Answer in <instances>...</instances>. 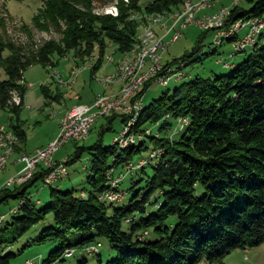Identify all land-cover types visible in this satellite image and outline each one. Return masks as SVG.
<instances>
[{
	"label": "trees",
	"instance_id": "16d2710c",
	"mask_svg": "<svg viewBox=\"0 0 264 264\" xmlns=\"http://www.w3.org/2000/svg\"><path fill=\"white\" fill-rule=\"evenodd\" d=\"M142 1L120 3L119 15L114 18L94 14L95 0H43L33 23L43 31L52 29L61 39L38 49L25 50L0 33V68L7 76L0 80V113L19 116L27 93L24 76L30 67L54 69L69 52L84 60L97 51L103 58L110 46L129 56L140 28L147 24L146 18L132 20V15L170 13L179 10L186 0H153L144 6ZM247 2H252L253 8L234 7L228 26L237 20L264 17V0ZM235 40L227 39L231 44ZM258 42L242 53L244 59L239 63H224L229 73L182 81L171 94L148 107L144 105L133 132L138 134L148 122H156L159 132L155 137L151 133L145 139L140 135L138 145L124 149L115 143L104 147L101 142L90 147L94 155L85 197L82 191L51 188L49 204L38 210L27 189L38 180L43 182L48 171L42 167L37 168L32 180L16 186L15 192L10 188L0 190V205L11 199L19 206L13 215V230L6 237L0 235V264H14L17 255L8 249L44 221L49 212L54 227L46 228L39 242H58L59 248L43 264H55L69 250L89 248L97 238L106 239L116 253L108 264H224L223 260L238 249L264 244V33ZM199 49L174 63H185L186 67L198 61L195 56ZM6 51L9 55L5 57ZM150 86L137 96L144 95ZM15 96L21 100L19 105L14 104ZM115 117L118 115L108 118ZM183 118L189 126L174 140L168 136L171 121L177 123ZM11 130L20 143L25 142L27 134L19 117ZM105 130L103 127L101 134ZM147 138L154 144L153 151L160 152L148 164L151 175L132 182L127 206L101 202L110 188L108 172L130 164L133 153L146 150ZM77 149L79 160L86 149ZM70 164L68 158L66 165ZM144 167L140 168L143 173ZM142 181L145 187L137 189ZM150 231L154 239L148 238ZM72 233L81 234L83 239L71 243ZM85 256L82 253L79 264L87 262Z\"/></svg>",
	"mask_w": 264,
	"mask_h": 264
},
{
	"label": "rangeland",
	"instance_id": "374dc122",
	"mask_svg": "<svg viewBox=\"0 0 264 264\" xmlns=\"http://www.w3.org/2000/svg\"><path fill=\"white\" fill-rule=\"evenodd\" d=\"M153 0H143L142 5H148ZM196 6L206 5L209 0H191ZM222 1L220 0H210V5L203 6L199 16L208 15L211 17L212 14L216 13L222 7ZM120 5V3H125L123 0H114L113 2H100L96 1L93 4V13L98 16L104 15L105 9L111 5ZM218 3L217 9H211L214 5ZM243 6L246 10H251L253 8L252 2H243L238 5L231 1V10L234 7ZM43 7V0H0V20L3 19V26L0 29L1 35L6 37L7 40L11 41L15 45L22 46L26 49H38L46 42L56 41L59 42L61 36L51 31H43L37 28L33 19L37 15V12ZM182 7V6H181ZM183 8L175 10L173 12H181ZM231 12V11H230ZM167 13H165L166 15ZM173 14L171 11L166 16H162V24H169L170 17ZM157 15V14H153ZM170 15V16H169ZM108 16V15H107ZM151 16V15H150ZM150 16L143 17L141 14H134L132 17L136 19L146 18L147 25L149 24ZM142 17V18H141ZM149 18V19H148ZM169 18V19H168ZM132 19V20H136ZM169 20V22L167 21ZM166 22V23H165ZM143 25L139 34H142V30L147 26ZM167 30L162 29L156 30L159 36L164 37V42L166 44L171 43V37L164 34ZM249 30L247 28L243 29L239 33V37L243 38L247 35ZM198 27H189L185 29L182 33V37L175 43L168 46L167 50L163 53L162 63L164 65L172 64L173 69L177 70V65L174 61L181 60L186 55H191L199 46L201 49L198 50V55L195 56L199 58L198 61H194L183 70V76L186 78L184 81L188 82L194 78H213L215 75H222L229 73L231 70L229 68H224V63H239L244 59L242 53H237L235 56H231L233 52V44H231L227 39H224L223 43L216 44L215 32L204 33ZM261 36L264 33V29H261ZM138 34V37L140 36ZM259 37V39L261 38ZM258 39V40H259ZM106 53L103 58L100 54L95 51L91 57L80 59L76 56L75 52H69L63 58H60L59 64L56 68H44L39 65H34L30 67L25 73V85L27 87V93L25 96V104L20 111L19 119L21 125L27 133V140L23 143V148L33 154L37 147L43 146L47 143L50 138L54 136V140L57 138L59 131L58 121L63 117L62 115L67 114L80 105L89 106L94 102V97L99 95H110L112 97L119 95L121 87L119 85L110 87L108 85L102 84V80L115 73L116 65L123 59H128V55L122 56L118 53L113 46L106 49ZM216 51V54L211 55L210 51ZM9 52L6 51L4 56H8ZM114 57L115 62L109 63L107 61L108 57ZM194 59V58H193ZM220 60L222 63H220ZM224 64V65H223ZM182 64H178V67ZM95 68H98L95 70ZM53 72V73H52ZM56 72V73H55ZM59 76H56V75ZM7 79V76L2 68H0V80ZM59 80H63L64 83H59ZM182 84L181 82L172 81L168 86H160L158 84L147 87L143 96V106H150L158 100H161L165 94H171L177 87ZM30 86V87H29ZM114 89V92H113ZM117 90V91H116ZM144 89H142L143 91ZM141 90H138V92ZM113 92V93H112ZM118 92V93H117ZM138 95V93H137ZM136 100V95L135 98ZM87 104V105H86ZM16 115L11 114L8 111H1L0 113V126L6 125L11 129L12 124L17 123ZM123 122L121 123V118ZM118 116L111 119L101 118L94 125L91 130L90 135L83 141H71L65 146L60 148L53 156L54 160L59 163L67 162L68 158H71V164L68 166V173L60 177L58 184H54L52 187L44 185L42 180H38L34 185L27 189V194L30 195L32 201L36 204L37 209H46L50 202L51 188L59 189L63 192L66 191H88L90 189L88 183V173L91 171V161L93 158V153L88 150L90 147L94 146L96 143H102L104 147L112 146L116 143V139L120 137L122 130L127 129L124 123H127V118L123 116ZM125 118V119H124ZM182 120L178 119L177 121ZM126 121V122H125ZM164 119H161L162 123ZM187 122V123H186ZM173 127L169 131L168 136L173 137L174 140H178L184 133L185 127L189 126V121L184 119L183 122L179 123L177 126L176 121H171ZM106 129L104 134H101L102 129ZM111 128L110 130L107 128ZM158 124L156 122H148L142 128L143 131L140 133H135L136 139L140 138V135L144 136L146 134H152V137L159 132ZM119 135V136H118ZM164 136V135H163ZM145 139V138H144ZM53 140V141H54ZM52 141V142H53ZM145 141L146 150L141 153L135 152L132 155L131 163L134 164L136 169L128 170L126 164H121L119 168L116 169V174L123 173L125 177L122 176L121 182L116 186V191L120 194V198L114 204L118 206H127L132 193L128 192L132 185V182H138L146 178L147 175H151V166L145 165V171L138 167V163L144 159H150L151 153H154V144L148 138ZM125 144V143H124ZM122 144V145H124ZM47 146V145H46ZM84 147L86 150L81 153L79 160L76 159L77 148ZM43 148V147H42ZM126 148V147H124ZM29 154V155H30ZM125 154V153H124ZM19 155L14 154L9 160V163L0 174V190L4 188H10L12 192H15L14 185L7 187V182L17 176V174L23 169L24 163L14 164L17 161ZM155 159H151L153 161ZM141 161V162H142ZM145 161V160H144ZM150 161V162H151ZM108 166L111 165L112 157L108 158ZM154 164V163H153ZM120 178V176L118 177ZM145 187V182L142 181L137 189H143ZM18 202L15 200H9L5 204L0 205V218L3 215L4 220H0V235L6 237L15 225V220L13 215L10 214L17 206ZM51 227H54L53 215L49 212L47 213L44 221H40L38 224L34 225L13 247L8 249L11 253L17 255L14 264H24L28 260H38L42 263H47V260L53 251L59 248V243L54 241H45L40 243L39 239L43 231ZM149 239H154L155 236L150 231L148 236ZM70 242L73 244L79 243L83 236L79 233H72L69 237ZM94 245H100L98 252L89 255L88 253L84 257L87 262L85 264H108L110 261L116 258V253L113 251L108 241L104 238H97ZM75 256L72 258H64L57 261L55 264H79L82 260V254L79 248L75 249ZM224 264H264V244L258 245L252 248H247L245 250L238 249L228 255L224 260Z\"/></svg>",
	"mask_w": 264,
	"mask_h": 264
},
{
	"label": "built area",
	"instance_id": "2783aa9c",
	"mask_svg": "<svg viewBox=\"0 0 264 264\" xmlns=\"http://www.w3.org/2000/svg\"><path fill=\"white\" fill-rule=\"evenodd\" d=\"M234 1L235 5L246 2L247 0H231ZM203 6H211L210 0L207 5ZM231 8L224 7L218 10L216 13L212 14L211 17L208 15L199 16L198 9H193V20L187 21V23H182V29L180 31L175 32H165L164 34H168V37H171V44L175 43L182 37V32L189 27H198L202 31H212L215 32V41H219L220 37H223L230 32L232 29L238 30L237 24H232L228 26L229 16L231 14ZM177 15L176 17H179ZM256 29H264V17L257 18L254 21L247 23L248 37H243L236 45H233V53L244 52L246 51L247 44H251V34ZM159 34H147V38L141 39L144 41V56L143 59H138L137 65H143L145 67V76L139 82V84L134 86V89L127 90V96L124 97L123 100H117L114 102H106V99H101L100 97H96L92 105L82 106L80 105L77 111H74L73 115H63L59 122V133L57 138L49 143L47 146L43 148L37 149L33 154L30 155H22L21 159L18 163H24L23 169L17 174L16 177L7 182V187L11 186H20L23 185L30 180L33 179L34 175H30V166L38 165V170L40 167L44 168L48 171L46 176L43 179V184L48 185V183L52 180V175L58 174H67L68 166L65 163H59L55 161L53 158L54 154L63 146L71 141H80L87 138L94 125L101 118H108L113 115L120 116H128V123H124L127 125L130 123V113L137 112L141 108V104H143V96H137V89H144L147 85H160L166 86L168 85L169 80L174 79H183V70H178L177 64V75L176 76H168V68H174L173 65H164L162 63V58H154V50L157 48V44L154 46H147V39H152V36H158ZM159 44H164V52L168 48V44L165 42H159ZM235 56V54H233ZM112 56L107 58V61L110 63ZM119 68H122V61L119 64ZM133 69V68H132ZM118 74V73H117ZM116 74V75H117ZM56 76H59L58 74ZM59 83H64L63 80H59ZM117 91V90H116ZM128 94H136V101L128 102ZM185 118L177 121V126L179 123L183 122ZM1 138H9V148L6 151L4 156L16 153L17 149V140H20L19 137L14 133V131H9V128L5 125L4 128L1 129L0 132V141ZM157 152L158 151H153ZM4 156L0 155V174L4 172L7 165L4 163ZM142 161V160H141ZM140 161V162H141ZM139 162V163H140ZM138 163V164H139ZM128 170L136 169L134 164H130L127 166ZM116 171L110 170L108 172L107 180L112 182H117L118 177L123 173H115ZM82 197H85V193H81ZM120 197H111L106 196V191L103 193V203L114 204L117 202ZM18 205L11 210L10 214H17ZM4 219L3 215L0 220ZM100 245H92L88 247H94L95 250H99ZM87 248V247H86ZM80 250L81 253H85V249ZM76 251L69 252L65 254V258H72L75 256ZM26 263V261H25ZM24 263V264H25Z\"/></svg>",
	"mask_w": 264,
	"mask_h": 264
},
{
	"label": "bare ground",
	"instance_id": "6f19581e",
	"mask_svg": "<svg viewBox=\"0 0 264 264\" xmlns=\"http://www.w3.org/2000/svg\"><path fill=\"white\" fill-rule=\"evenodd\" d=\"M125 3H128L129 0H123ZM211 3V2H210ZM207 5V4H206ZM212 6V5H211ZM208 7V6H206ZM183 10L181 12H172L173 14H171V21L169 24H162V16H166L165 13L164 14H157V15H151L150 20L148 21L149 24H145L147 25L142 31V34L138 37L137 42L135 43L134 47L132 48L128 59H123L122 61V68H119V64L121 63V61L119 63H117L116 65V71L114 74L109 75L107 77H105L102 80V84L104 85H108L110 87L113 86H117L119 85V87H121V91L119 93V95H116L114 97L110 96V95H99L97 97H100L101 99H106V102H114L117 100H123L124 97L127 96V90L130 89H134V86L139 84V82H141V80L144 78L145 76V67L143 65H137L138 59H143L144 56V41H141V39L147 38V34H155L157 29H165L167 30L166 32H175V31H180L182 29V23H187V21H191L193 20V9H198V15L200 14V12L202 10H204L203 5H197L194 4L191 0H186L183 4L182 7ZM104 15H108L111 17H118L119 15V9H118V4L116 3V5H111L110 7L108 6L107 9H105V13ZM177 15H180L179 17H176ZM170 16V15H169ZM145 17V16H144ZM136 17H133V19H135ZM142 18V17H141ZM149 19V18H148ZM169 19V18H168ZM167 19V21L169 22V20ZM257 18H252V19H244V20H237L236 23L238 25V30L237 29H232L230 32H227L226 35H224L223 37H220L219 41H215L216 44H222L224 39H236L232 44L236 45L237 42H239V40H241V38L239 37V33L240 31H242L243 29L247 28V23L256 20ZM140 20V19H138ZM164 20V18H163ZM146 23V22H145ZM166 23V22H165ZM261 29H256L254 30V32H252L251 34V44H247L246 50L252 48L259 40V37L261 36ZM168 35V34H166ZM245 37H248V33ZM165 39V35L164 37L162 36H152V39H147V46H154V44H157V48H155L154 50V58H162L163 57V53H164V44H159V42H164ZM259 43V42H258ZM237 53H243V52H237ZM114 57L111 58L110 63H114ZM221 63V61H220ZM182 65L178 67V70H180L181 68L185 67V63H181ZM225 67H227V65H224ZM133 68V69H132ZM53 73V72H52ZM56 73V72H55ZM118 73V74H117ZM117 74V75H116ZM177 75V70H174L173 68H168V76H176ZM184 76L183 79H174V80H169L168 85L170 82L175 81V82H181L184 80ZM62 84V83H61ZM166 85V86H168ZM138 90H142V89H137V93L139 94L140 91L138 92ZM118 93V92H117ZM136 94H128V102H134L136 101L135 98ZM21 102L20 98L18 96L14 97V104L19 105ZM79 107L68 111L67 114L65 115H73L74 111H77ZM143 104H141V108L140 110H138L137 112H132L130 113V123L128 124L127 129L122 130V133L120 135L119 138L116 139V143L115 145H117L120 149H124V147H133L138 145V138L136 139V135L135 133H133V127L137 121V119L139 118V116L141 115V112L143 111ZM126 117L127 119V123H128V116H123ZM125 119V118H124ZM126 122V121H125ZM187 123V122H186ZM5 125L0 126V132L1 129L4 128ZM127 126V125H126ZM9 131H13L11 129H9ZM119 136V135H118ZM142 137V136H141ZM141 139V138H139ZM125 143V144H124ZM124 144V145H122ZM20 145V140H17V146ZM16 146V147H17ZM9 148V138H1L0 141V155L6 154V151ZM15 153L9 154L4 156V163L5 165H8L9 160L11 159V157L14 156ZM160 154V152H154L151 153V157H149V160H143L142 162H140L138 165L139 168H142L145 165H148L149 162L151 161V159H155L158 155ZM21 159V155L20 157L17 159V162H19ZM38 165H31L30 166V175H34L37 171ZM67 173H68V169H67ZM63 175L66 174H58L57 175H52V180L48 183L47 186H53L54 184H58L57 182L59 181L60 177H62ZM125 177V175H120V178H118L117 182H112L110 181V188L106 191V196H111V197H120V194L116 191V186L119 185V183L121 182V178ZM120 186V185H119ZM103 200V195L101 197V201ZM18 211V209H17ZM4 220V219H1ZM69 252H73V250H69L66 253ZM98 252V250L94 251V247H89L85 249V253L92 255L94 253ZM65 253V254H66ZM82 254V253H81ZM25 264H43L41 261L38 260H28L26 261Z\"/></svg>",
	"mask_w": 264,
	"mask_h": 264
},
{
	"label": "crops",
	"instance_id": "0c3cea01",
	"mask_svg": "<svg viewBox=\"0 0 264 264\" xmlns=\"http://www.w3.org/2000/svg\"><path fill=\"white\" fill-rule=\"evenodd\" d=\"M220 2H221V0H220ZM217 6H218V3H216L215 5H214V7H212L211 9H217ZM223 6L224 7H231V0H223L222 1V7L221 8H223ZM220 8V9H221ZM219 9V10H220ZM159 30H162V29H159ZM240 36V35H239ZM233 53V52H232ZM232 53H231V55H232ZM98 68H95V70H97ZM30 87V86H29ZM113 92H114V89H113ZM112 92V93H113ZM97 96H95L93 99L95 100V98H96ZM24 104H25V98H24ZM87 105V104H86ZM91 105V104H90ZM63 116V115H62ZM121 119V123L123 122V118L122 117H120ZM59 122L60 121H58V124H59ZM24 129V128H23ZM26 132V131H25ZM27 134V133H26ZM27 140V139H26ZM54 140V136L52 137V138H50L49 140H48V142L47 143H45V144H43V146H39V147H37L36 148V150L37 149H39V148H42V147H45L46 145H48L49 143H51L52 141ZM18 148L16 149V153L15 154H17V155H19V157H20V155L22 156V155H29L31 152H29V151H27L26 149L27 148H23V143H20V145L19 146H17ZM36 150H34V151H32V152H35ZM18 157V158H19ZM14 164H18V162L15 160V162H14Z\"/></svg>",
	"mask_w": 264,
	"mask_h": 264
}]
</instances>
